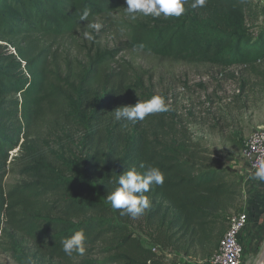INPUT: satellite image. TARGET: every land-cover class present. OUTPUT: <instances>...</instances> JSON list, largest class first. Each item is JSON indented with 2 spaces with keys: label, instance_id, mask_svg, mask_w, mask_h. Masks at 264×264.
Segmentation results:
<instances>
[{
  "label": "trees",
  "instance_id": "trees-1",
  "mask_svg": "<svg viewBox=\"0 0 264 264\" xmlns=\"http://www.w3.org/2000/svg\"><path fill=\"white\" fill-rule=\"evenodd\" d=\"M191 3L186 0L179 18L141 17L132 26L134 44L212 67H257L264 79V13L255 1L207 0L199 9ZM124 5L0 0V177L23 139L14 159L22 181L9 193L0 184V237L11 229L15 264L66 259L61 241L79 230L87 237L86 254L76 264H169L170 256L208 261L243 210L237 172L192 141L176 110L168 107L136 124L114 118L117 108L155 95L137 75L129 80L128 72H105L117 50H92L87 64L68 73L49 51L47 42L87 23L79 21L84 9L93 21ZM34 69L41 74L31 89L39 106L26 114L17 95L31 88L26 76ZM231 75L235 97H244L247 82ZM141 164L159 168L165 182L145 193L151 208L132 219L114 211L106 197L114 188L111 178L132 167L142 173Z\"/></svg>",
  "mask_w": 264,
  "mask_h": 264
},
{
  "label": "rangeland",
  "instance_id": "rangeland-1",
  "mask_svg": "<svg viewBox=\"0 0 264 264\" xmlns=\"http://www.w3.org/2000/svg\"><path fill=\"white\" fill-rule=\"evenodd\" d=\"M254 1L259 11L264 13V0ZM125 7L126 4L114 14L93 20L103 26L99 33L92 32L93 39L84 38L87 25L84 23L73 34L47 42L49 51L57 54L63 72L68 73L69 70H80L87 64L88 53L92 50H117L118 56L107 63L105 72L115 76L128 72L129 80L134 75L142 78L155 95L162 96L168 107L177 111L188 126L193 142L229 163L234 155L242 152L248 137L264 127V79L258 74L259 68L212 67L176 54L163 57L157 51L137 46L132 40L131 30L141 17L136 21L129 20L123 9ZM47 67L53 69L50 62ZM263 68L262 65L261 69ZM231 73H234L239 82H247L244 97H235L239 92ZM26 78L31 88L26 91V95H17V99L22 105L23 113L27 114L30 109L39 106L37 101L40 96L32 93L31 89L37 87L41 74L34 69L32 72L28 71ZM22 144L21 138L19 147L11 151L5 173L0 177L5 193L12 191L22 181L18 175V163H14ZM11 232L8 227L6 234L0 237V264H15L9 250ZM144 241L149 244L148 239L144 238ZM262 256L261 250L256 255L245 254L244 264H258ZM66 259L47 256L45 264H76L81 256L74 253ZM169 261V264H208V261L188 263L187 260L176 257L169 258Z\"/></svg>",
  "mask_w": 264,
  "mask_h": 264
},
{
  "label": "clouds",
  "instance_id": "clouds-1",
  "mask_svg": "<svg viewBox=\"0 0 264 264\" xmlns=\"http://www.w3.org/2000/svg\"><path fill=\"white\" fill-rule=\"evenodd\" d=\"M186 0H125L126 7L123 8L127 18L136 21L140 17L158 18H179L185 9ZM207 0H192L190 7L199 9L205 7ZM91 12L84 9L79 16V21H86L84 32L85 39H93L92 32L99 33L102 24L89 19ZM123 31V29L121 30ZM168 111L164 98L160 95H153L145 101H138L132 106L117 108L112 114L117 121L136 124L145 120L146 117L155 113ZM145 171L138 172L135 167L126 170L123 174L113 177L110 183L114 185L112 191L106 197L111 208L119 210L121 216H130L132 219L141 217L146 210L151 208V201L145 193L156 186H163L165 174L157 167L140 165ZM255 169L252 179L264 182V158H259L252 165ZM87 237L83 230L74 232L70 237L64 238L61 243L62 251L69 257L74 253L80 256L86 254Z\"/></svg>",
  "mask_w": 264,
  "mask_h": 264
},
{
  "label": "built area",
  "instance_id": "built-area-1",
  "mask_svg": "<svg viewBox=\"0 0 264 264\" xmlns=\"http://www.w3.org/2000/svg\"><path fill=\"white\" fill-rule=\"evenodd\" d=\"M241 154L252 165L259 158H264V127L253 132L245 141ZM249 224V215L242 210L235 215L229 224L227 231L219 242V246L214 255L208 260V264H244L245 248L242 239ZM172 256H170L171 258ZM183 259L190 263V258ZM180 259V258H178Z\"/></svg>",
  "mask_w": 264,
  "mask_h": 264
},
{
  "label": "crops",
  "instance_id": "crops-1",
  "mask_svg": "<svg viewBox=\"0 0 264 264\" xmlns=\"http://www.w3.org/2000/svg\"><path fill=\"white\" fill-rule=\"evenodd\" d=\"M230 165L237 172L244 192V206L249 224L242 239L245 254L256 255L264 251V182L252 179L254 170L241 153L234 155Z\"/></svg>",
  "mask_w": 264,
  "mask_h": 264
},
{
  "label": "water",
  "instance_id": "water-1",
  "mask_svg": "<svg viewBox=\"0 0 264 264\" xmlns=\"http://www.w3.org/2000/svg\"><path fill=\"white\" fill-rule=\"evenodd\" d=\"M262 260H264V251H263V256H262V258H261V260L259 261L258 264H261Z\"/></svg>",
  "mask_w": 264,
  "mask_h": 264
},
{
  "label": "bare ground",
  "instance_id": "bare-ground-1",
  "mask_svg": "<svg viewBox=\"0 0 264 264\" xmlns=\"http://www.w3.org/2000/svg\"><path fill=\"white\" fill-rule=\"evenodd\" d=\"M261 264H264V260H262Z\"/></svg>",
  "mask_w": 264,
  "mask_h": 264
}]
</instances>
